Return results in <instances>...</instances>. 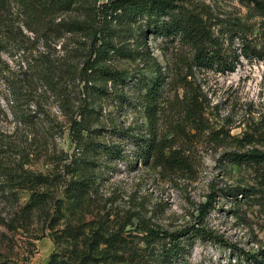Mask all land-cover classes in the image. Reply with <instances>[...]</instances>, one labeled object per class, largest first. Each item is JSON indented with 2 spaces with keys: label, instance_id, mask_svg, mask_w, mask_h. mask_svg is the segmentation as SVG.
Masks as SVG:
<instances>
[{
  "label": "rangeland",
  "instance_id": "obj_1",
  "mask_svg": "<svg viewBox=\"0 0 264 264\" xmlns=\"http://www.w3.org/2000/svg\"><path fill=\"white\" fill-rule=\"evenodd\" d=\"M173 1L205 22L233 70L195 64L193 48L179 38L149 32L143 38L142 20L104 34L109 46L98 41V60L82 35L41 38L39 32L35 48L48 52L67 103L88 108L89 132H83L86 145L77 148L64 107L45 91H38L44 122L17 130L10 120L3 124L6 142L16 146L5 161L17 163L27 152L26 168L47 184L0 196V264H46L52 253L74 264H158L141 257L144 229L171 234L190 226L202 227L210 239H196L173 264H250L249 255L264 261V206L250 193L258 188L257 173L227 161L229 153L264 149L258 139L241 148L243 134L264 118V60L241 56V38L258 43L259 19L240 0ZM76 16L63 14L54 22ZM94 59L98 70L85 71ZM100 69L122 72L126 82L110 80ZM157 78L164 84L150 121L143 98ZM139 137L178 151L186 165L144 163L136 154ZM75 181L89 186L76 205L63 193ZM33 191L43 203L32 209L26 205Z\"/></svg>",
  "mask_w": 264,
  "mask_h": 264
},
{
  "label": "trees",
  "instance_id": "obj_2",
  "mask_svg": "<svg viewBox=\"0 0 264 264\" xmlns=\"http://www.w3.org/2000/svg\"><path fill=\"white\" fill-rule=\"evenodd\" d=\"M98 1L0 0V196L4 194L13 196L16 191H30L35 186L47 184L46 177L36 175L26 168L27 152H22L17 163L10 164L5 161L6 152L10 149L14 150L16 146L6 142L8 138L2 131L3 124L8 120L15 125V130L20 127L26 129L37 122L45 121L39 111L38 101L41 95L38 91L50 93L54 100H59L66 111L64 115L67 117L71 141L77 148L86 145L83 132H89L85 125L88 108L74 109L61 94L60 82L55 74L54 65L49 60L48 52L45 49L35 48L39 32H43L41 38L50 33L57 36L67 33L82 35L90 39V48L95 53V59L98 60L100 46L103 44L109 46L108 39L102 38L104 34L108 37L111 31H115L116 26L130 28L131 24L142 20L145 27L143 38L148 32L162 39L179 38L193 48L195 64L205 69L214 67L220 72L231 71L234 68L232 61L227 62L224 59L218 42L212 38L205 22L189 9L176 5L173 0H106L99 4ZM240 2L250 10L252 16L259 19L258 43L253 44L246 38H241L243 43L241 56L245 60L263 61L264 0H240ZM70 13H77V16L71 20L54 22L60 15ZM100 20H103L105 26ZM103 27L106 33L101 32ZM237 35V32H234L230 39ZM98 41H100L99 47H97ZM95 59L85 71L98 70L96 68L98 62L95 63ZM100 71L110 80L126 82L127 78L122 72L107 69ZM163 84L164 82L157 78L145 87L144 108L150 121L155 118L158 107L157 97ZM45 124L51 126L53 131L55 129L62 131L56 124L51 125L48 122ZM253 129L252 133L243 134L242 149L245 145H252L255 139H258V144L264 147V118ZM25 138L27 139V136ZM137 140L143 144L138 147L136 154L138 153V157L144 163L153 159L157 165L169 169H181L186 165L178 151L170 147H161L155 143L154 138L139 137ZM241 140L238 142L240 143ZM117 151L119 153L120 149ZM227 161L254 168L257 173L258 188L250 189V193L258 195L257 201L264 206V149L251 148L241 153H229ZM84 187L89 186L83 181L72 182L63 190L64 197L76 205L86 193ZM42 203L43 199L33 191L26 207L33 209ZM205 207L201 209L202 215L205 214ZM144 232L145 235L139 239L145 245L141 257L158 264H173L187 254V247H190L196 239H210L209 234L202 227L194 226L171 234L152 228H145ZM65 237L73 236L68 232L65 233ZM134 256L136 259L138 257L141 259L138 251H134ZM86 258L90 259V255ZM245 261L250 264H264L263 260H256L250 255ZM46 264L74 263L64 261L57 253H52Z\"/></svg>",
  "mask_w": 264,
  "mask_h": 264
}]
</instances>
